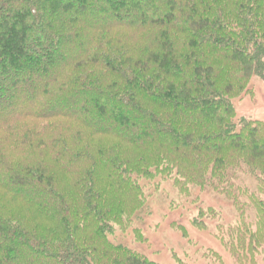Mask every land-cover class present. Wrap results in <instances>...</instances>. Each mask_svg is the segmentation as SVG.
<instances>
[{"label":"trees","instance_id":"1","mask_svg":"<svg viewBox=\"0 0 264 264\" xmlns=\"http://www.w3.org/2000/svg\"><path fill=\"white\" fill-rule=\"evenodd\" d=\"M52 1L0 0V264H162L108 235L157 176L228 197L219 238L258 264L264 120L233 100L264 79V0Z\"/></svg>","mask_w":264,"mask_h":264},{"label":"rangeland","instance_id":"2","mask_svg":"<svg viewBox=\"0 0 264 264\" xmlns=\"http://www.w3.org/2000/svg\"><path fill=\"white\" fill-rule=\"evenodd\" d=\"M250 88V92L233 100L236 117L264 120V79L254 77ZM241 179L247 185H254L250 175H242ZM140 182L145 204L133 215L129 225L114 226L112 233L108 234L114 243L124 244L162 264H237L219 238L220 227L226 230L240 220L238 210L228 197L193 185L188 193H182L172 179L161 176L142 178ZM210 207L214 211L212 214L209 213ZM200 209L207 212L203 217L204 229L194 224ZM247 215L252 219L251 208ZM180 224L188 235L179 228ZM209 251L219 253L221 258L209 257ZM257 257L258 264H264L263 256Z\"/></svg>","mask_w":264,"mask_h":264}]
</instances>
